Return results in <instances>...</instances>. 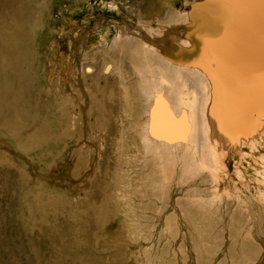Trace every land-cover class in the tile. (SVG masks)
Instances as JSON below:
<instances>
[{"label":"rangeland","instance_id":"rangeland-1","mask_svg":"<svg viewBox=\"0 0 264 264\" xmlns=\"http://www.w3.org/2000/svg\"><path fill=\"white\" fill-rule=\"evenodd\" d=\"M188 1L0 0V264H264V185L147 138L135 53Z\"/></svg>","mask_w":264,"mask_h":264},{"label":"bare ground","instance_id":"bare-ground-1","mask_svg":"<svg viewBox=\"0 0 264 264\" xmlns=\"http://www.w3.org/2000/svg\"><path fill=\"white\" fill-rule=\"evenodd\" d=\"M188 5L184 14L162 9L158 27L135 53V84L149 97L147 138L166 155L182 152L183 180L203 172L229 176L233 162L246 185H264V0ZM170 164L162 179L177 167Z\"/></svg>","mask_w":264,"mask_h":264},{"label":"snow or ice","instance_id":"snow-or-ice-1","mask_svg":"<svg viewBox=\"0 0 264 264\" xmlns=\"http://www.w3.org/2000/svg\"><path fill=\"white\" fill-rule=\"evenodd\" d=\"M260 88H261L262 103H264V73H262L260 76Z\"/></svg>","mask_w":264,"mask_h":264}]
</instances>
